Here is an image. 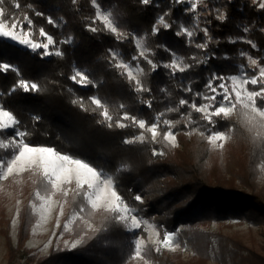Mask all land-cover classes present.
Returning a JSON list of instances; mask_svg holds the SVG:
<instances>
[{"label": "trees", "instance_id": "1", "mask_svg": "<svg viewBox=\"0 0 264 264\" xmlns=\"http://www.w3.org/2000/svg\"><path fill=\"white\" fill-rule=\"evenodd\" d=\"M17 2L20 7L27 10L36 27L43 28L51 35L55 41L53 47L62 53L59 56L51 54L40 57L39 53L23 48L18 43L0 39V43L6 46L0 49V63L5 62L12 66L8 71H0V91L9 92L7 107L11 111L20 118L24 115L29 118L27 127L22 128L34 131L35 136L30 138V144L52 145L63 154L84 160L95 168L106 169L116 182L121 174L123 177L126 176L124 181L126 183L143 180L148 173L151 175H148L150 182L162 179L163 173L166 177L171 173L175 174L181 183L176 184V188H171L168 192L171 197L176 196L174 201L176 209L173 214L176 220L187 222L191 226L200 220L216 221L231 217L264 222V196L255 191L254 187L247 186L250 189L247 192L244 189L227 186L224 184L232 179L221 176L211 183L200 170L208 165L205 164L209 161L205 138L210 131L232 128L238 139L239 134L244 132L250 136L247 128L238 120L237 114H234L235 117L230 115L217 117L213 127L202 119L200 113L189 107L191 100H198L200 96L197 94H201V91L207 88L206 85L213 75L227 79L228 75L239 70V66L245 62L240 51H254V47L248 41L264 51V9L259 8L252 0H221L225 12H220L225 16V20H219L218 15H211L209 23L207 22L209 39H204L200 32L193 38L184 34L177 35L173 18L175 16L176 21L183 18L182 10L186 7L174 4L172 0H151L148 5L142 4L140 0H97L101 8L113 13L118 25L117 30L126 36L110 32L100 21L92 24L96 8L91 0H76L75 3L73 0H17ZM29 5L31 9L28 8ZM36 12H42L44 16L39 17ZM162 16L164 22L171 27L164 28L163 24H158V18ZM48 17L56 22L55 25L48 23ZM154 25L160 28L155 35L152 31ZM89 26L100 30L90 31ZM245 28L248 31H245ZM135 34L144 35L145 43L150 48L149 59L157 65L155 70L152 64L142 61L138 56L134 43ZM240 36L246 39H238ZM69 37L71 41L63 43ZM203 44H207V47H197ZM113 49L119 51L124 60L136 62L133 57H137L143 68L140 83L147 89L146 91H137L139 85L130 80L123 69L114 67L117 61L111 56L110 52ZM165 49L179 54L185 64L191 67L183 72L164 67L163 63L170 61L171 54ZM76 68L81 69L92 84L81 87L74 83L71 77ZM20 80L37 84L39 90L25 92L22 88H16L13 92V87ZM212 82L219 83L215 80ZM90 97L100 99L108 108L110 115L113 116L112 127H108V122L100 115L102 109L96 108ZM12 99L14 100L11 101ZM182 99L188 103L181 105ZM120 105L124 107L121 108ZM180 110L193 119L192 124L185 120V124L180 125L186 129L185 136L178 132L180 134L178 140H186L185 151L191 155L187 164L171 160L170 163L166 162V157H173L175 150L162 140L163 130L168 126L164 121L174 120L176 116L173 114ZM125 113L146 121V126L157 123L155 117L159 115V137L154 141L156 144L159 142L158 146L154 143L149 147H144V144L134 146L133 143H125L139 134L132 124L125 123L126 127L122 128L115 125V120ZM34 117L39 119H33ZM29 125H33L34 129ZM68 125L75 126L81 138ZM262 140L257 146L259 154L254 157L256 164L259 162L258 156L264 149ZM248 141L251 144L254 142L250 137ZM148 159L151 160L150 163H147ZM134 166L141 176L139 180ZM126 183H123L124 187L118 188L125 196L129 192ZM241 184L249 183L244 181ZM211 243L213 244V240ZM238 243L228 238L229 247L224 249V257L230 258L233 262L238 257L241 264H264L263 232L259 242L252 240L246 244L239 240ZM217 244L220 250L222 242ZM62 258L65 259L66 256L63 255ZM9 260V264H14L16 259L13 254ZM86 262L80 260V264ZM37 264L51 263L43 260ZM72 264L78 262L74 260Z\"/></svg>", "mask_w": 264, "mask_h": 264}, {"label": "rangeland", "instance_id": "2", "mask_svg": "<svg viewBox=\"0 0 264 264\" xmlns=\"http://www.w3.org/2000/svg\"><path fill=\"white\" fill-rule=\"evenodd\" d=\"M193 2L196 3L197 7L195 11H190ZM261 2H264V0H256L255 3L259 7ZM172 3L182 4L186 7L182 10L183 18L176 21L174 16L173 24L177 32L180 31L181 26L192 31L193 36L191 38L200 32L204 39H209V35H205L204 32V29H208L209 17L213 14L221 15L224 11L221 0H183V2L172 0ZM16 4H19L17 0H4L3 3H0L4 18L9 21L5 26V30H11L12 20H23L25 14L29 16L27 10L22 7L17 8ZM28 8L31 9L29 6ZM101 10L104 12L109 11L103 8ZM188 20L191 21L188 22ZM24 28L27 31L26 24ZM40 29L41 27H36L34 22L29 37H25L18 27L15 33L16 40L8 37H0V39L18 43L23 48L39 53L40 57L55 54L58 48H54V44L50 45L47 50L43 48L33 50L31 45L19 43V40L25 38L31 39L33 43H46V38L40 36ZM47 34L51 36L49 33ZM116 34L121 33L117 30ZM140 38L143 39V46L137 48L136 40ZM144 38V35L135 34L134 43L140 59L148 62L144 56L150 58V48L146 45ZM238 39L245 40L246 38L240 36ZM3 47L6 48L3 43H0V49ZM45 51L50 54L44 55ZM142 51L144 56H140ZM242 52L245 53V55H242L245 62L239 66L237 72L228 75L229 78L240 77L242 73H247L248 76L256 75L260 69L251 64L250 57L257 60L261 67H264V51L259 50L257 46L254 47V51L241 50L240 54ZM110 53L112 57L114 54H118L116 56L117 63L129 64L135 77L133 80L135 82L140 81L142 74L139 69L143 70V68L137 59L136 62L124 60L119 55V51L115 49L111 50ZM170 53V61H165L163 65L171 64L174 59H176L179 67L186 65L179 54L173 50H170ZM75 71L84 73L79 68H76ZM173 71L180 72L178 69ZM229 83L231 82L229 81ZM247 87L249 90H259V86L248 85ZM8 93L0 91V106L11 111L7 107L10 99ZM203 95H210L207 88L201 91L198 100H191L189 105L192 103H196L197 106L203 105L205 103L201 98ZM259 106L264 109V104ZM189 107L191 108V106ZM11 112L21 122L19 130L28 133L23 138L24 142L33 147H48L61 153L52 145L30 144V138L35 136L34 131H26L22 128L27 127L29 118L27 115L20 118V116H17L18 114ZM234 114L238 115V120L242 121L248 133H250L249 137L254 142L251 144L248 141L249 137L245 132L239 134L237 139L235 136L237 133L234 134L232 128H228L227 130L218 131L223 133L226 138L214 144L207 139V136L211 135L212 131H210L205 138L209 151V161L205 164L208 165L200 170L203 171L211 183L215 182L214 179H218V176H221L225 179H232L228 180L231 185H228L229 183L224 185L244 189L247 192L250 190L247 186H252L255 191L264 196V149L258 156L257 160L259 162L257 164L255 159L256 155L259 154L257 146L260 144L261 139H263L262 142L264 141V116H261L258 111H253L251 107L245 108L242 104H237L236 109L230 116L235 117ZM173 115L176 118L174 120L169 119V122L171 131L176 136L175 143L173 144L164 138L165 133L169 131V124L163 130L162 140L163 143L168 144L175 151H173L174 156L171 158L170 156L166 157L165 161L170 163L171 160L172 162L187 164L191 155L185 151L186 140H178L180 135L178 132H182L181 135L185 136L186 129L181 128L180 125L185 124V120L189 123V119L191 120L190 124H192L193 119L187 117L182 110L176 111ZM200 115L203 114L200 113ZM158 116L155 117V120ZM216 118H214L215 121ZM123 123L132 124V127H135L139 133L129 140H134L143 133L142 140L135 139V142H132L134 146L144 144V147H149L152 143L158 146L159 142L156 144L154 141L159 136L153 137L152 133L147 131V128L151 125L141 129L138 125L133 124L131 120H124ZM29 127L34 129L33 125H29ZM59 127L61 128L60 125ZM68 127L81 138L79 130L75 126L68 125ZM11 131L9 129L0 133V140L10 141L11 135L9 133ZM74 140H76V137ZM219 144H223V147H219ZM11 156V149H0V158H11ZM150 161L148 159L147 163H150ZM254 164H256L255 167ZM98 170L103 172V176L97 182L103 192L98 193L101 195V200L96 208H93L82 195H75V192L72 191L76 187L74 177L72 183L66 186L70 189L67 196L57 191L55 195L48 199V194L52 190L40 175L41 169L39 166L24 171L17 169L16 173L8 176L7 179H0V264H9L11 254L16 259L14 264H37L38 262L42 263L43 260L49 261L51 264H72L75 260L80 264L82 259L87 261L85 264H241L242 262L240 263L238 257L235 258L234 262L230 258L224 257V249L229 247V244H227L228 238L233 239L236 243L243 240L246 244L252 240L259 242L262 239L264 229L261 228H264V222L249 218L231 217L216 221L200 220L199 223L193 226L187 222L183 223L176 220V216L173 214L176 209L174 204L176 196L171 197L168 192L171 188L175 189L176 184H180L181 181L173 173L169 177H166V174L163 173L162 179L150 182L148 178V175L151 176L150 173L141 180L138 169L134 166L136 177L140 180L126 183L124 182L126 176L123 177L122 174L118 176L119 180L116 182V179L106 169L100 168ZM108 177H111L113 182L111 188L104 182ZM244 181L249 184H241ZM123 183L128 186L127 196L118 191L120 186L124 187ZM113 190L119 197L118 200L111 195ZM37 192H39V196L36 195ZM137 197H140V199H137ZM125 208H127V212L123 211ZM116 216H126L127 219L121 223L114 218ZM132 217H135L139 222V227L132 226ZM196 229L197 231H194ZM165 234H170L172 237L170 246H161L160 244ZM219 237L221 240L218 239ZM138 240L144 242L142 258L133 259L135 244ZM212 240L213 244L211 243ZM78 241L79 243H77ZM217 242H222L220 250H218L219 245ZM73 244H76V246L73 247ZM234 248L237 249V246ZM77 252H79L78 255ZM63 255L66 256L65 259L62 258Z\"/></svg>", "mask_w": 264, "mask_h": 264}, {"label": "snow or ice", "instance_id": "3", "mask_svg": "<svg viewBox=\"0 0 264 264\" xmlns=\"http://www.w3.org/2000/svg\"><path fill=\"white\" fill-rule=\"evenodd\" d=\"M4 0H0V3H3ZM76 0H73L75 3ZM142 4L148 5L151 0H140ZM178 2H183V0H178ZM255 3L256 0H253ZM92 5L96 8V16L92 20V24H95L96 21H100L103 23L104 28L109 30L112 33H117L118 25L116 24L114 15L111 11L104 12L101 10V6L97 3V0H91ZM16 7L19 8L20 5L16 4ZM29 7H31L29 5ZM196 3L191 4L190 11L196 10ZM260 8L264 9V2H261L259 5ZM36 15L39 17H43L44 13L36 12ZM167 13H165V16ZM219 20L224 21L225 16L218 15L217 17ZM47 21L49 24H55L56 22L51 18L48 17ZM9 21L7 18H4V12L0 9V37H8L12 40H16L17 36L15 35L17 28L19 27L20 31H22L25 37H29L31 35L33 21L31 18L25 14L23 20H12L11 21V30H5L6 24ZM25 24L27 25V31H25ZM158 24H163L164 28H169L171 25L164 22V17L158 18ZM89 30L96 32L100 29L96 27L89 26ZM153 34H157L160 31V28L156 25L153 26ZM245 31H248L245 28ZM205 35L208 34L207 29H204ZM186 34L189 38L193 36V32L181 26L177 35ZM125 35L126 34H119ZM40 36L45 37L47 42L46 43H33L31 39L25 38L19 40V43L24 45H31L33 50L37 48H43L47 50L50 45H53L55 41L51 36H49L46 31L41 28L40 29ZM71 41V37L68 40L63 41V43H68ZM234 42V41H233ZM248 43L252 44V47H256L254 43L248 41ZM137 48H141L143 46V39L136 40ZM197 47H207V44L197 45ZM166 51H170L165 49ZM147 51V49H145ZM48 51L44 52V55H49ZM56 55H62V53L57 50L55 52ZM118 54L113 55V59H116ZM174 55V54H173ZM241 55H245V53H241ZM140 56H144V52H140ZM145 59L148 60L149 64H152L153 70L156 69L157 65L152 62V60L148 59L147 56H144ZM137 57L134 56L133 60H136ZM250 62L253 66L259 67V72L254 76H248L247 73H242L240 77H230L224 78L222 76L213 75V77L209 80L206 87L208 88L210 95H203L201 98L205 101L203 105L197 106L196 103H192L190 106L191 108L198 113H202V119L207 122L208 125L215 126V117H227L229 116L235 109L237 104H242L245 108L251 107L253 111H258L261 116H264V109L260 108V104H264V67L260 66V63L249 58ZM117 69H123L127 72L128 77L130 80L135 79L130 70V65L126 63H117L114 65ZM138 67V66H137ZM164 67L171 68L173 70H179L181 72L185 71L186 68L191 67L190 65H185L184 67H179L176 59L172 61L171 64H165ZM11 68L9 64L0 63V71H8ZM140 73H143L142 69H139ZM72 81L76 84H79L81 87H87L89 84H92V81L89 80L88 76L80 71H75L74 75L71 77ZM219 81L217 84H213L212 81ZM229 81L231 83H229ZM139 87L136 89L137 91H146L143 85L140 83L139 80L136 81ZM248 85L252 86H259V90H249ZM16 88H22L25 92L28 91H38V85L35 83L29 84L24 80H20L17 85H15L12 89L14 92ZM190 91V89H189ZM200 96V94H197ZM91 103L96 106L98 109H102L100 115L104 118L105 121L108 122V127L113 126V116L110 115L108 108L101 102L100 99L96 97H90ZM77 101H73L76 103ZM188 102L186 100H181L180 104L185 105ZM81 106H83V102L81 100ZM151 105H149L150 107ZM123 108V105H120ZM170 111H172L170 109ZM161 116L163 114H160ZM33 119H39V117H34ZM124 120H131L133 124L138 125L139 128L145 129L146 121L138 120L135 117L129 116L127 113L122 115L119 119L115 120V125L117 127H126L123 123ZM159 120L160 116L157 117V123L151 125L147 128V131L151 132L153 137L159 134ZM20 121L13 115V113L9 110H6L3 106H0V133H3L5 130L11 129V140L4 141L0 140V149L4 150H12L11 158L4 157L0 158V179H7L8 176L15 174L17 169L20 171L24 170H31L32 167L39 166L41 169L40 175L44 178L45 183L50 185L51 192L48 194V199H50L57 191L62 192L64 196L69 194L70 189L66 186L72 183L73 177L75 178L76 187L74 190L75 195H82L88 203L93 207L96 208L101 200V195L98 193L103 192V189L99 188V184L97 183L100 178L103 176V172L96 169L94 166L90 165L89 163L70 156L68 154H61L56 152L52 148L48 147H33L30 146L28 143L24 142V137L28 134L27 132L20 131L19 125ZM165 124H169V131L165 133L164 138L169 140L173 144L175 143L176 136L171 131V124L169 121H164ZM189 123L191 120L189 119ZM202 135L204 133H201ZM226 137L223 133L218 131H212L211 135L207 136V139L212 142L216 143L218 141L224 140ZM135 139H143V133L138 138H134V140H126L125 143H132L135 142ZM219 147H223V144H219ZM74 166V167H73ZM109 188L112 186V179L108 177L104 181ZM91 193V194H90ZM39 196V192L36 193ZM113 197H116L118 200L119 197L116 195L115 191L111 192ZM140 199V197H137ZM83 211V209H81ZM123 211L127 212V208ZM118 222H125L127 217L126 216H116L114 217ZM132 226L139 227V222L136 220L135 217H132ZM79 243V241L77 242ZM172 243V237L170 234H165L162 241H160L161 246H170ZM143 240L136 241L135 244V253L133 259L142 258V248H143ZM76 244H73L75 247Z\"/></svg>", "mask_w": 264, "mask_h": 264}]
</instances>
